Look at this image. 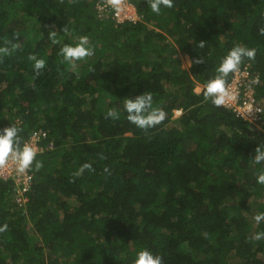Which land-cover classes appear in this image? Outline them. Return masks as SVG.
Returning <instances> with one entry per match:
<instances>
[{
    "label": "trees",
    "instance_id": "1",
    "mask_svg": "<svg viewBox=\"0 0 264 264\" xmlns=\"http://www.w3.org/2000/svg\"><path fill=\"white\" fill-rule=\"evenodd\" d=\"M103 1L0 0V47L12 49L13 34L20 42L0 53V129L18 127L22 145L46 133L33 145L25 205L15 181L0 179V264H133L142 249L163 264H264V239H252L264 232L253 219L264 212V163L252 161L264 122L255 129L204 98L240 44L256 50L242 64L260 73L264 114V0H173L159 14L128 0L140 18L121 23ZM81 36L93 55L73 66L60 49ZM31 54L46 61L39 75ZM182 56L204 63L186 67ZM143 92L166 113L147 130L123 107ZM85 163L92 170L75 175Z\"/></svg>",
    "mask_w": 264,
    "mask_h": 264
},
{
    "label": "clouds",
    "instance_id": "2",
    "mask_svg": "<svg viewBox=\"0 0 264 264\" xmlns=\"http://www.w3.org/2000/svg\"><path fill=\"white\" fill-rule=\"evenodd\" d=\"M109 2L113 5H119L121 3V0H109ZM149 3L151 10L157 14L160 13L161 6L165 8L173 7V0H149ZM62 31H67V27L63 28ZM259 32L261 35H264V27H261L259 29ZM13 35L17 42L13 44L12 49H9L8 47H0V53L4 55H10L12 50L19 49L20 42L18 41V36H16L15 34ZM48 36L52 44H57L59 42L56 39L57 31H49ZM88 45V37L81 36L79 38V42L75 46L67 44L64 45L60 49V54L62 55L64 61L72 63L74 66L76 61H82L85 58L93 55V50ZM197 47L203 49L205 47V41L201 40L197 44ZM255 53L256 50L254 48H247L240 44H237L232 49H230L217 67V75L214 78L210 79L206 83V85H204V98L206 100L210 99L212 104L216 107L223 106L227 100L231 99V94L228 90V87L226 86V83L229 81L226 82V78L229 73H232L233 75V73L238 72L240 67L243 65H250L251 69L258 73L260 79L259 71L253 69L250 62L242 64L245 58L253 60L255 58ZM28 59L30 61H34V70L36 74L39 75L40 71L45 68L46 61L44 59H38L34 54L29 55ZM202 63H204L203 58H197L190 60L188 62V65L190 67L192 64ZM202 88V85L196 84L194 87V92L199 93ZM255 96H257L256 90ZM257 100L262 107L261 119L257 124H253L252 122L250 123L254 125L255 129H261V126L264 122L263 106L258 98ZM123 107L127 113V120L140 129L147 130L149 128H153L162 123L166 118V113L163 109L153 107V97L151 93L143 92V94L137 95L135 98H125ZM174 111H177L179 115L182 113V109H176ZM106 118L119 119V112L115 109H109L106 113ZM19 132L20 129L14 125H10L8 127L0 129V167L6 166L7 162L9 160H12L17 163V170L21 173H24L31 168L37 153L36 150L29 144L24 143L22 145ZM254 152L255 155L252 158L253 163H264V144L257 145L254 149ZM42 166V162H37L35 165L37 170H39ZM85 169L92 170L91 165L88 163L83 164L75 175L79 176ZM105 171H108V169L106 168ZM256 182L258 184L264 185V172H261L256 177ZM253 219L257 224H259L261 221H264V212L257 213L253 217ZM6 230V224L0 226V232H4ZM252 239L256 241L264 239V232L256 233L252 237ZM133 264H163V259L161 256L154 255L147 249H142L137 253L136 259L134 260Z\"/></svg>",
    "mask_w": 264,
    "mask_h": 264
},
{
    "label": "built area",
    "instance_id": "3",
    "mask_svg": "<svg viewBox=\"0 0 264 264\" xmlns=\"http://www.w3.org/2000/svg\"><path fill=\"white\" fill-rule=\"evenodd\" d=\"M100 11L112 10V17L117 23L139 20V15L135 6L128 0H121L119 5H113L109 0H104L98 5ZM259 75L252 70L250 65H243L239 71L233 73L229 82L226 83L231 94V99L227 100L223 107L231 109L236 116L241 117L253 124H257L261 119L262 107L255 96V84L258 83ZM46 136L45 132H33L30 139L25 143L33 147L37 141ZM16 162L9 160L4 167H0V179L11 178L16 183L15 200L19 206L25 205L28 201L26 193L32 183L33 173L27 170L19 172Z\"/></svg>",
    "mask_w": 264,
    "mask_h": 264
},
{
    "label": "rangeland",
    "instance_id": "4",
    "mask_svg": "<svg viewBox=\"0 0 264 264\" xmlns=\"http://www.w3.org/2000/svg\"><path fill=\"white\" fill-rule=\"evenodd\" d=\"M182 58H183L182 61H183L184 66L189 67V65H188V62L190 61L189 57L188 56H182ZM197 91H198V89H197ZM178 115L179 114L177 111L172 112V118H176Z\"/></svg>",
    "mask_w": 264,
    "mask_h": 264
}]
</instances>
